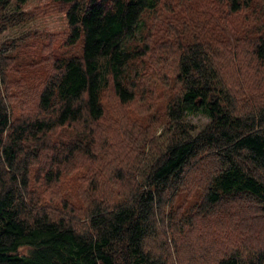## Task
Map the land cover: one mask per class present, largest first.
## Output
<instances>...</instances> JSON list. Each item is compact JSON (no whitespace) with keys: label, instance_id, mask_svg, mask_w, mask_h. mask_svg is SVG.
<instances>
[{"label":"trees","instance_id":"obj_1","mask_svg":"<svg viewBox=\"0 0 264 264\" xmlns=\"http://www.w3.org/2000/svg\"><path fill=\"white\" fill-rule=\"evenodd\" d=\"M29 1L0 0V36L25 21L20 13ZM50 1L54 8L63 6L65 29L60 36L67 44L81 39V55L58 60L56 74L39 90H30L28 106L37 111L23 112L24 89L17 95L3 89L9 85L11 49L1 45L0 264H166L162 256L145 250V241L155 230V208L170 190L171 197L176 194L186 170L202 174L208 163L214 164L207 172L204 193L210 206L236 202L248 220L264 213V0ZM218 4L226 8L222 21L247 16L238 42L247 41L248 48L241 51L235 93L229 91L224 74L235 55L215 48ZM36 16L29 14L26 22ZM150 16L176 37L169 46L177 50L174 78L181 89L166 107L162 141L152 134L148 151L137 149L134 168L122 166L124 136L112 133L118 150L106 162L116 163L111 170L110 165L103 166L88 175L87 227L79 229L67 211L68 203H43L33 192L31 167L44 156L50 158L43 163L55 164V170H45L42 178L52 189L66 167L73 166L77 151H84L90 129L105 116L104 91L111 89L124 103L135 97L127 87L128 77L143 73L149 47L125 44L140 30L145 41ZM35 36L46 46L53 39L50 32L33 28L21 32L19 40L31 43ZM195 112L208 118L197 132L184 124L186 115ZM75 123L82 129L69 140L51 139L57 127L71 128ZM102 159L99 155L93 161ZM107 183L112 187L103 188ZM116 184L129 189L124 194ZM236 209L231 206L238 217ZM241 231L245 242L247 229ZM254 235L248 230L246 239ZM242 248H229L212 264H264V240L253 248L246 245L248 251Z\"/></svg>","mask_w":264,"mask_h":264},{"label":"rangeland","instance_id":"obj_2","mask_svg":"<svg viewBox=\"0 0 264 264\" xmlns=\"http://www.w3.org/2000/svg\"><path fill=\"white\" fill-rule=\"evenodd\" d=\"M216 8L218 18L214 29L219 31V39L215 48L227 51L229 55L233 53L235 55V60L224 67L227 83L231 86L228 89L235 93L239 84V61L243 54L241 51L248 48L247 41L238 42V39L243 36L241 28L246 30L247 16L241 14L237 22H225L221 17L225 16L222 14L226 12V8L223 4L216 5ZM62 9L63 6L60 4H56L54 8L50 0H31L20 13L25 21L9 27L0 36V53L1 45L4 43H6L5 50L11 49L8 53L10 68L7 70L9 85L4 86L3 89L8 92L13 91L16 95L20 93V89H24L22 96L25 97L26 104L23 112L37 111V108L28 106L30 90L33 88L39 90L45 81L56 74L58 60L81 55V39L73 44H67L60 36L61 31L65 29ZM40 11L49 12L44 14ZM31 13L37 16L27 23L26 18ZM33 28L45 34L50 32L53 39L47 46L38 36H35L31 43L19 40L21 32ZM140 31L125 44L140 42V47L143 46L141 43L149 47L147 55L142 60L143 73L138 76L131 73L128 77L127 87L134 90L135 97L124 103L118 100L111 89L104 91L101 102L105 109V116L97 122L98 127L90 129L84 151H77L76 156L72 158L73 166L66 167L60 181L52 189H49L50 184L42 178L45 170L49 168L55 170V164L51 166L43 163L45 160L49 162L50 158L44 156L42 162H35L31 167L33 192L43 203L46 201L60 205L63 201L68 203L67 211L74 216L73 221L79 229L87 227L84 212L87 193L84 186H86L88 175L99 172L103 166L110 165L108 170H111L116 163L112 160L107 165L106 162L109 156L114 159L118 150L112 133H115L117 137L124 136V145L119 156L122 159V166L134 168L137 162L134 159L137 149L147 152V143L151 135L155 137L161 135L166 121V107L181 89L174 78V59L177 50L175 46H169L177 41L176 37L167 27H160V24L151 16L148 21V30L143 35L145 41L142 40ZM14 46L17 47L15 50ZM34 51L37 53L32 55ZM17 113L14 112V114ZM207 122L208 118L205 115L195 112L186 115L184 124L197 132ZM81 129V123H75L71 128L57 127L51 134V139L69 140L74 135V131ZM161 136L157 139L159 143L162 141ZM99 155L102 156V161L94 162L93 158ZM63 166L65 167V163ZM213 166V163L206 164L202 174L194 172L193 169L186 170L176 194L171 197L173 190H170L163 198L161 206L155 208V230L146 239L145 250L162 256L166 264H212L217 257L231 247L242 248L244 245L242 249L248 251V248H244L246 245L253 248L261 239L264 240V221H262L264 213H257L254 218L248 220L243 218L244 210L238 207L236 202L225 201L219 205H209L204 193L207 172ZM141 170L142 168L139 172ZM116 186L124 194L129 189V186L125 184H116ZM105 187L112 186L107 183L103 186ZM233 205L237 207L238 217L232 215L231 206ZM250 207L253 211H257L256 206ZM237 220H239V226H236ZM243 229H247L245 242L241 238ZM248 230H254L256 235L250 240L246 239Z\"/></svg>","mask_w":264,"mask_h":264}]
</instances>
